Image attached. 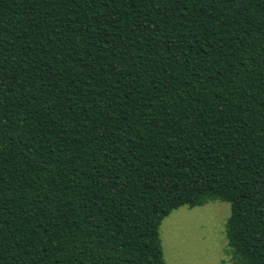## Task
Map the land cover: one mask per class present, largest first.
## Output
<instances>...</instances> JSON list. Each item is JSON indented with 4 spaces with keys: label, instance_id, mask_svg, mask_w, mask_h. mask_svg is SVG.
<instances>
[{
    "label": "trees",
    "instance_id": "1",
    "mask_svg": "<svg viewBox=\"0 0 264 264\" xmlns=\"http://www.w3.org/2000/svg\"><path fill=\"white\" fill-rule=\"evenodd\" d=\"M211 201L264 264V0H0V264H165Z\"/></svg>",
    "mask_w": 264,
    "mask_h": 264
},
{
    "label": "rangeland",
    "instance_id": "2",
    "mask_svg": "<svg viewBox=\"0 0 264 264\" xmlns=\"http://www.w3.org/2000/svg\"><path fill=\"white\" fill-rule=\"evenodd\" d=\"M230 215L231 205L221 201L173 211L160 227L165 264H231Z\"/></svg>",
    "mask_w": 264,
    "mask_h": 264
}]
</instances>
